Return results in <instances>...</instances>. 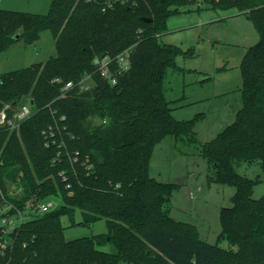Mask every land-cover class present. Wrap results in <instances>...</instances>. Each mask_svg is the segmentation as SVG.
Wrapping results in <instances>:
<instances>
[{"label":"trees","instance_id":"16d2710c","mask_svg":"<svg viewBox=\"0 0 264 264\" xmlns=\"http://www.w3.org/2000/svg\"><path fill=\"white\" fill-rule=\"evenodd\" d=\"M195 1L53 0L46 15L0 9V53L19 41L34 44L47 30L56 47L45 63L0 76V111L26 98L34 108L18 131L0 129V202L26 210L51 196L61 201L46 214L26 210L27 220L7 235L0 227V264H264V195L255 199L256 181L237 171L243 163L264 171V0H202L236 10L259 34L242 61L235 121L197 147L209 181L236 188L233 205L221 210V237L231 247L204 241L194 224L173 218L176 185L150 173L154 147L166 137L197 142L196 120H177L165 97L179 51L159 41L168 19ZM127 49L130 69L111 86L94 60ZM12 185L22 191L12 194ZM65 217L71 226L104 220L107 231L67 240ZM5 239L11 244L2 249Z\"/></svg>","mask_w":264,"mask_h":264},{"label":"rangeland","instance_id":"374dc122","mask_svg":"<svg viewBox=\"0 0 264 264\" xmlns=\"http://www.w3.org/2000/svg\"><path fill=\"white\" fill-rule=\"evenodd\" d=\"M52 1L0 0V9L46 15ZM189 8L192 11L168 19L166 31L159 41L179 51L175 60L177 68L169 69L165 78V97L175 108L173 115L177 120H196L197 142L192 144L166 137L154 147L150 173L161 182L176 185L172 197L173 218L194 224L204 241L230 248L227 238L221 237V210L233 205L236 188L209 181L207 160L197 147L216 138L235 121L242 108V61L247 49L258 43L259 34L254 24L234 9L216 11L206 7L202 0L195 1ZM55 55L53 33L44 31L34 44L19 41L0 53V76L35 63H45ZM27 101L30 98L24 99L23 103ZM237 171L256 181L254 198H261L264 195V171L260 164L243 163ZM21 191L14 185L10 189L14 195ZM49 198L56 201L58 208L61 206L59 197ZM26 210L37 213L30 204ZM80 221L81 214L76 212L75 222ZM63 224L67 240L107 231L104 220L89 226H71L65 217ZM101 249L110 248L104 246Z\"/></svg>","mask_w":264,"mask_h":264},{"label":"built area","instance_id":"2783aa9c","mask_svg":"<svg viewBox=\"0 0 264 264\" xmlns=\"http://www.w3.org/2000/svg\"><path fill=\"white\" fill-rule=\"evenodd\" d=\"M112 1L114 0H108L110 6ZM130 52L131 50L127 49L115 57L105 55L94 60L97 72L111 86L118 83L117 77L119 75L124 74L130 69ZM91 82V75L86 76L81 82L82 89H88ZM72 87L73 83L70 82L64 87V90ZM33 114L34 108L30 101L21 103L17 105L16 108H13L10 105L6 106L0 111V129L5 128L13 132L18 131L21 124L30 119ZM103 123L106 124L107 121L104 120ZM57 209L58 205L56 204V201L50 198L40 201L36 206V212L38 214H46ZM28 216V211L15 208L7 202L4 204H1L0 202V227L3 228L5 235L13 232L16 228L21 226V224L27 220ZM10 244L11 242L9 239H5L2 242L1 247L2 249H6Z\"/></svg>","mask_w":264,"mask_h":264},{"label":"water","instance_id":"95a60500","mask_svg":"<svg viewBox=\"0 0 264 264\" xmlns=\"http://www.w3.org/2000/svg\"><path fill=\"white\" fill-rule=\"evenodd\" d=\"M146 21H151V20H146ZM16 105V104H15Z\"/></svg>","mask_w":264,"mask_h":264},{"label":"crops","instance_id":"0c3cea01","mask_svg":"<svg viewBox=\"0 0 264 264\" xmlns=\"http://www.w3.org/2000/svg\"><path fill=\"white\" fill-rule=\"evenodd\" d=\"M238 15H240V14H238Z\"/></svg>","mask_w":264,"mask_h":264}]
</instances>
